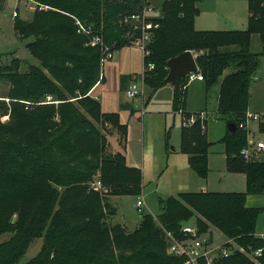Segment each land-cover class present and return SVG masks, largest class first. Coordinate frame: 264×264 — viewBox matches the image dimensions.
I'll use <instances>...</instances> for the list:
<instances>
[{
	"label": "trees",
	"instance_id": "trees-1",
	"mask_svg": "<svg viewBox=\"0 0 264 264\" xmlns=\"http://www.w3.org/2000/svg\"><path fill=\"white\" fill-rule=\"evenodd\" d=\"M31 1L43 8L29 20L17 14L13 26L20 38H32L26 47L39 64L27 71H20L18 58L0 64V81L9 85L0 95V235L10 234L0 241V264H183L184 257L168 252L164 231L179 235L184 223H194L201 234L218 231L226 237L222 247L228 253L218 252L213 264H264V232L256 234L264 207L247 205L249 195L264 193V162L242 156L248 137L238 126L264 55V0H247L248 24L241 30L196 29L198 0L161 3L143 60L145 68L150 62L154 67L145 69L143 83L157 90L169 58L186 50L195 54V73L202 74L205 85L219 82L217 117L236 125L220 142L229 156L228 170L245 174L246 190L185 191L160 198L157 220L143 210L132 231L107 222L116 213L108 196L140 195L142 170L125 160L127 124L117 112H102L90 91L104 79L103 46L119 50L128 44L126 33L138 34L124 18L140 13L144 1ZM77 20L100 34L102 44L90 45L91 35L77 31ZM252 34L262 42L259 52L250 50ZM187 84L183 78L174 90L172 110L188 116L196 112L185 110ZM205 122L197 119L180 132V152L201 178L208 171L211 145ZM259 127L264 129V122ZM112 136H118L116 149ZM40 237L37 254L21 263ZM259 248L261 254L254 257Z\"/></svg>",
	"mask_w": 264,
	"mask_h": 264
},
{
	"label": "rangeland",
	"instance_id": "rangeland-1",
	"mask_svg": "<svg viewBox=\"0 0 264 264\" xmlns=\"http://www.w3.org/2000/svg\"><path fill=\"white\" fill-rule=\"evenodd\" d=\"M155 10V15L160 14V6L163 0H150ZM18 8V10H17ZM43 8L38 6L37 3L29 0H1L0 2V64H9L13 58H18L21 61L20 71H27L29 65H38L39 61L31 55L26 43L31 41L32 38H20L14 29V17L12 13L17 10L21 14L26 10L27 13L34 12ZM20 9V10H19ZM200 15L203 22H209L212 14H216L218 19H214V23H207L211 25L210 30H241L245 29L248 24V3L247 0H202L200 3ZM204 30V29H202ZM208 30V29H205ZM128 38L127 46L120 50V53H114L117 57H124L123 61L117 63L115 57L108 59L102 66V71L106 76V83L101 84L98 88V93H103L105 101L104 108L111 106L112 108H120L121 120L128 124V134L126 141V149L130 152L131 156H136L138 162L141 163V155L143 150L146 151V165H152L153 169L150 174L145 175L143 181V189L141 196L145 202L144 211L151 213L155 220L160 212L158 197H164L171 192V189L180 187V190L187 188L198 187L199 181L204 184V189L215 190L220 192H227L228 190L236 191L239 185L244 186L241 190L236 192L245 191V183L242 172H235L228 170V154L223 143L220 142L226 136V121L219 119L216 114L217 99H218V83L213 85L204 97L205 89L204 82L189 81L190 89L192 91L189 99V108L195 111H202L206 113L207 121V139L211 142L208 148L207 155V174L204 178L198 176L194 170L187 163V159L181 154L179 148V128L181 127L182 114H171V96L157 92L152 94L148 100L149 95L152 93L141 81L142 72V54L139 49L133 46V34L126 33ZM131 36V38H130ZM262 42L258 35H253L250 43V50L252 52H259L262 49ZM140 60V62H139ZM131 70L138 71L137 82L138 86L143 88V93L136 97H128L126 89L123 88L127 80H129ZM256 77L259 82L258 90H254L251 100L249 99L248 109L251 112L264 111V55L260 56L259 67L256 71ZM130 81V80H129ZM253 83V81L251 82ZM169 87V86H168ZM9 85L5 81H0V95H5L8 91ZM161 91V90H160ZM148 103L146 105V102ZM120 102V107H119ZM114 104V105H113ZM128 105L132 106V113L129 114ZM117 109V110H118ZM116 110V109H115ZM141 111H151V116L145 123L144 128V142L141 135L143 128L141 127ZM155 112H161L159 115ZM143 114V113H142ZM148 114V112H147ZM166 114V122L171 125L170 144L174 147L175 151L170 153L168 157L164 151L163 141V118ZM144 116V114H143ZM6 120V117L2 118ZM257 123L251 122L247 126V133L252 127L256 128ZM250 126V129H249ZM264 131V129L256 128L254 139L262 138L264 134L257 131ZM248 142H254L251 135H248ZM109 139V137H108ZM116 139L118 136L110 137L112 149L118 148ZM248 143V160H260L264 162V150L261 152L254 148V144ZM247 147V146H246ZM164 151L161 152V149ZM243 156V155H242ZM244 157V156H243ZM132 162V157H130ZM243 176H242V174ZM202 179V180H201ZM204 179V180H203ZM95 183V182H94ZM244 184V185H243ZM171 190V191H170ZM137 196L130 195H112L111 204H113L117 211L111 216L112 223L123 224L129 231L134 230L140 220V214L135 207ZM247 205L264 207V193L257 195H249L247 198ZM126 228V229H127ZM264 231V210L259 213L256 232ZM215 233V234H214ZM212 235H207L208 242L214 246L219 245L225 240V236L220 232L214 231ZM10 234L4 233L0 235V241L6 240ZM42 245V238H35L28 246L26 252L21 258V263H25L34 257Z\"/></svg>",
	"mask_w": 264,
	"mask_h": 264
},
{
	"label": "built area",
	"instance_id": "built-area-1",
	"mask_svg": "<svg viewBox=\"0 0 264 264\" xmlns=\"http://www.w3.org/2000/svg\"><path fill=\"white\" fill-rule=\"evenodd\" d=\"M144 6L140 13L131 14L124 18V22L131 25L133 29H136L138 34L133 37L132 43L134 47L140 50L142 54V62L144 58L149 55L148 43L151 39L152 30L157 28V23L153 22V19L159 15H155V10L153 11V6L151 5L150 0H143ZM17 13L14 11L13 16L15 17ZM77 31L80 33H85L86 35H91L90 45L102 44V37L100 34L94 33L91 26H84L80 21H76ZM103 57L101 58L102 65L108 59H111L114 56L116 50H111L108 46H103ZM154 65L150 62L146 64V68L143 62V68L141 72V81L143 82V75L145 69L150 70ZM186 83L189 81L198 79L203 80L202 74H197L195 72L189 73L186 77ZM144 84V83H143ZM143 93V88L138 86L137 82L132 80L126 89V95L128 97H136ZM50 96L47 97V100H50ZM179 114H182L181 117V126H190L197 119L202 120L206 118L205 112L191 113L190 115H184L182 111H179ZM264 122V112H250L246 111L244 119L239 122L238 126L241 128H247L249 122ZM257 150L264 149V141L259 140L254 143ZM246 159H248L249 149L248 146L244 147L240 152ZM95 186H100V182L96 181ZM135 207L139 213L143 211L145 203L143 197L138 195L135 201ZM179 235H175L171 231L165 230L164 236L167 242V250L169 253L184 257L183 264H213V260L218 256V252H221L223 255H227L228 249L222 247V243L214 246L212 243L208 242L206 234H201L198 230V227L194 223H184L181 225L179 230ZM261 248L253 252V256H259L261 254Z\"/></svg>",
	"mask_w": 264,
	"mask_h": 264
},
{
	"label": "crops",
	"instance_id": "crops-1",
	"mask_svg": "<svg viewBox=\"0 0 264 264\" xmlns=\"http://www.w3.org/2000/svg\"><path fill=\"white\" fill-rule=\"evenodd\" d=\"M29 1H31V0H29ZM201 1L202 0H198V2H197V6H198V8H199V14L196 16V18H195V20H194V26H195V28L196 29H208V30H210V29H212V28H210V27H212L211 25H208L207 23H214V19H218V17H217V15L214 13V14H212V16H211V18H210V21L209 22H203L202 20H201V15H200V11H202V9H200V3H201ZM160 8V7H159ZM17 10H18V8H17ZM17 10L15 11L18 15L17 16H19L20 18H22V19H24V20H29L30 18H31V16H32V14H33V12L31 11L30 13H27V11L25 10L24 12H23V14H21V11L18 13L17 12ZM20 10V9H19ZM12 16H13V13H12ZM14 17V16H13ZM253 35H256V34H252V36ZM252 36H251V40H252ZM251 43V42H250ZM124 47H131V46H124ZM124 47H122V48H124ZM122 48H120V49H122ZM120 53V50H116V52H115V54L116 53ZM193 53V52H192ZM114 54V57H115V60H116V62L117 63H120V61H123V58L124 57H120V56H116ZM193 55L195 56V54L193 53ZM113 57V58H114ZM112 58V59H113ZM139 62H140V60H139ZM104 65V64H103ZM142 68H143V62H142ZM130 74H133V75H131L130 76V78H129V80H127V83H125V85L123 86V88L124 89H127V86H128V84L132 81V80H135V79H137V75L136 74H138V71H136V70H131V72H130ZM102 75H103V81H101V82H98L92 89H91V91H90V94L93 96V97H95V98H98L99 99V101H100V106H101V110H102V112H117L118 114H119V119H120V122L121 123H125L123 120H121V111L118 109V108H112L111 106H107V108H104V104H105V101H104V99H103V93L105 92V91H102L103 93H101V91H100V93H98L99 91H98V88L101 86V84L103 85V84H105L106 83V76H105V73L102 71ZM193 81H197V82H204V80H198V79H195V80H192V82ZM252 81H253V83H251L250 84V88H249V91H250V95H249V99L251 100V96H252V94H253V92H254V90L256 91V90H258V88H259V82H261V79H259L258 80V77H256V74L253 76V78H252ZM264 81V80H263ZM205 83V82H204ZM145 85V84H144ZM215 85V84H214ZM146 86V85H145ZM169 86V87H168ZM213 86V85H212ZM211 86V87H212ZM146 87H148V86H146ZM211 87H207L206 85H205V89H203V90H201L200 91V94H202L203 93V91H204V97L206 98L207 97V93H208V90L211 88ZM149 88V87H148ZM217 88H218V91H219V82H218V86H217ZM150 89V88H149ZM161 90V91H160ZM126 91V90H125ZM150 91H151V89H150ZM152 92V91H151ZM157 92H163L162 94H166V95H170L171 96V114L174 116L175 115V113L173 112V110H172V103H173V95H174V88H173V86L171 85V84H163L161 87H159L157 90H155V91H153L150 95H149V97H148V100H149V98L151 97V95L152 94H156ZM191 93H192V91H191V89H190V84L188 83L187 84V92H186V100H185V110L186 111H189V112H202V111H195V110H192V109H190L189 108V99H190V95H191ZM148 100H147V102H146V105H147V103H148ZM218 100V99H217ZM249 103V102H248ZM114 105V104H113ZM119 107H120V102H119ZM132 106H130V105H128V111H129V114H131L132 113ZM116 109V110H115ZM118 109V110H117ZM216 110H217V107H216ZM247 111H249V109H248V107H247ZM147 112H148V114H147ZM146 113H145V111L143 112V111H141L140 110V113H141V115H142V117H141V121H142V125H141V127L143 128V133H142V135H141V138H142V141L144 142V136H145V133H144V128H145V123L148 121V119L150 118V116H151V111H147ZM251 112V111H250ZM264 112V111H263ZM144 114V116H143V114ZM155 113H158L159 115H162L161 114V112H155ZM164 116V118H163V130H162V132H163V141H164V151H165V155L168 157V155L170 154V153H172V152H174L175 151V149H174V147L173 146H171V148L169 149V144H170V136H171V125H169V122H166V114H164L163 115ZM207 120V119H206ZM251 122H253V121H251ZM251 122H249V123H251ZM249 123H248V125H249ZM257 123V122H256ZM125 124H127V123H125ZM207 121L205 122V127H206V133H207ZM226 126H227V123H226ZM257 126H258V128H260L259 127V123H257V125H256V128H257ZM256 128L254 127H252V129H250V126H249V132L247 133L248 135H251L252 137H251V139H253L254 140V142H252L253 144L255 143V142H257V141H259V140H263L262 138H257V139H254V134L256 133L255 131H256ZM180 132H181V127L179 128V147H180ZM226 132H228V129L226 130ZM257 132H260L261 134H264V131H257ZM127 134H128V124H127ZM166 135H167V138H166ZM206 137H207V134H206ZM208 140V139H207ZM127 141V140H126ZM209 141V140H208ZM264 141V140H263ZM210 142V141H209ZM249 142H250V140H249ZM248 142V143H249ZM250 142V143H251ZM249 145V144H248ZM254 146V148H255V145H253ZM256 149V148H255ZM161 150V152L163 153L164 151L162 150V148L160 149ZM264 150V149H263ZM263 150H260L261 152L263 151ZM170 151H172V152H170ZM181 154H183V156L187 159V156H186V154H184V153H182L181 152ZM124 155H125V160H126V163H127V165H130V166H137V167H140L141 168V170H142V184H143V181H144V179H145V175L147 174V172H148V174H150L151 173V171H152V169H153V167H154V165H153V167H152V165H150V164H148V165H146V151L144 150V143H143V150H142V155H141V163L140 162H138V158H137V155L135 156H131L130 155V152L128 151V149H126V146H125V150H124ZM130 157H132V162H130ZM187 163H188V161H187ZM189 165V164H188ZM242 174V173H241ZM242 176H243V174H242ZM202 180V179H201ZM204 180V179H203ZM243 181H246V178H244V176H243ZM244 185V184H243ZM143 186L144 185H142V189H143ZM191 188H187L186 189V191H215V190H206V189H204V184L202 183V181H199V186L198 187H192V186H190ZM245 187H246V183H245ZM242 188H244V186H242V185H239L237 188H235V189H237V190H241ZM172 190V191H171ZM170 191L171 192H168L169 194H167V195H165L164 197H166V196H169V195H175V194H177V193H179V192H185V190H180V187H178V188H174V189H171ZM236 190V191H237ZM228 191H233V190H228ZM142 192V191H141ZM220 192V191H219ZM111 196L112 195H109L108 196V200H109V202L111 203V201H110V199H111ZM116 196V195H115ZM119 196H124V195H119ZM131 196V195H130ZM164 197H158V201H159V199L160 198H164ZM145 203V202H144ZM113 205V204H112ZM116 211H117V208H116ZM114 215V214H113ZM113 215H111V216H113ZM111 216H108L107 217V222L108 223H110V224H114V223H112L111 222ZM139 224V223H138ZM138 224H137V226H138ZM123 225V224H122ZM124 226V225H123ZM125 228H127L126 226H125ZM127 230H128V228H127ZM264 232V231H263ZM263 232H260V233H258V232H256V234L257 235H261ZM215 234V233H214Z\"/></svg>",
	"mask_w": 264,
	"mask_h": 264
},
{
	"label": "water",
	"instance_id": "water-1",
	"mask_svg": "<svg viewBox=\"0 0 264 264\" xmlns=\"http://www.w3.org/2000/svg\"><path fill=\"white\" fill-rule=\"evenodd\" d=\"M167 75L163 79L164 84H171L174 90L180 89L181 80L189 73L196 72L198 66L191 50H186L167 60ZM236 128L235 123L228 122V132L232 133Z\"/></svg>",
	"mask_w": 264,
	"mask_h": 264
}]
</instances>
